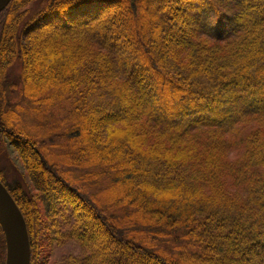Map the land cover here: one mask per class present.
Listing matches in <instances>:
<instances>
[{"label":"trees","instance_id":"obj_1","mask_svg":"<svg viewBox=\"0 0 264 264\" xmlns=\"http://www.w3.org/2000/svg\"><path fill=\"white\" fill-rule=\"evenodd\" d=\"M22 102L62 113L46 137ZM10 151L30 264L66 239L80 252L49 264H264V0H10Z\"/></svg>","mask_w":264,"mask_h":264},{"label":"rangeland","instance_id":"obj_2","mask_svg":"<svg viewBox=\"0 0 264 264\" xmlns=\"http://www.w3.org/2000/svg\"><path fill=\"white\" fill-rule=\"evenodd\" d=\"M17 71H18V66L14 65L10 78H14ZM10 82L5 84V89L7 95V103L10 107H13V105L16 104V102L18 101V95L16 89H10V87L8 86ZM22 105H23V110H21L19 113L21 116L22 125L27 129H29L33 134L38 133L40 136L43 135L42 137H46V135L44 134L46 132V126L44 125L47 124L48 128L53 127L55 121L58 120L62 114V113L59 114L60 112L58 110H53L52 115L48 114L50 113V111L45 113H39L41 117H40V121H38L36 119V116L33 115L32 111L30 110L32 104L22 102ZM51 148H53V150L55 151L56 147L52 146ZM0 169L3 170L5 178L9 183L19 182L24 187L26 186L27 182H26L25 174L23 172L21 163L15 156V153L10 151V154L7 157H0ZM32 192H34L33 195L35 196L36 195L35 191L33 190ZM65 222L66 221H63L61 223V228L64 231L67 227ZM67 224L70 225V221H68ZM96 227L98 228V224L92 223L91 228L95 229ZM40 231H41L40 236L43 238L42 235L43 230ZM50 249H52V251L50 253H47L46 256L47 264H49V261L53 260L54 262L55 259H59V258L62 259L61 255L63 254L66 253L75 254L80 252V245L73 240L66 239L63 242H61L59 245H55L54 248L50 247Z\"/></svg>","mask_w":264,"mask_h":264},{"label":"water","instance_id":"obj_3","mask_svg":"<svg viewBox=\"0 0 264 264\" xmlns=\"http://www.w3.org/2000/svg\"><path fill=\"white\" fill-rule=\"evenodd\" d=\"M10 0H0V12ZM0 227L5 241L4 264H30V244L23 215L0 181Z\"/></svg>","mask_w":264,"mask_h":264}]
</instances>
